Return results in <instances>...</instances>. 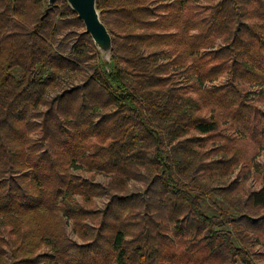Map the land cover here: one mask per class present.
<instances>
[{
	"label": "trees",
	"instance_id": "16d2710c",
	"mask_svg": "<svg viewBox=\"0 0 264 264\" xmlns=\"http://www.w3.org/2000/svg\"><path fill=\"white\" fill-rule=\"evenodd\" d=\"M98 7L110 61L66 0H0V264H259L264 184L208 173L264 114V0Z\"/></svg>",
	"mask_w": 264,
	"mask_h": 264
},
{
	"label": "rangeland",
	"instance_id": "374dc122",
	"mask_svg": "<svg viewBox=\"0 0 264 264\" xmlns=\"http://www.w3.org/2000/svg\"><path fill=\"white\" fill-rule=\"evenodd\" d=\"M219 83V81L216 82V84ZM253 90L258 93L260 90L263 89L255 88ZM257 97L258 95L256 96V98ZM254 103L258 104V106L261 107L260 110H262V112L264 113V95L262 97H259V99H256ZM214 112L211 110V107H209L203 111V115L207 117L215 115L222 122L221 129L223 130V134L226 136L227 134L232 133L231 130H227V133L224 131L223 122L226 119V117L223 116L224 112L220 110H217L216 113ZM251 113L249 116L256 117L257 123H255L254 121L250 122L249 129H246V135L244 136V139L241 140L243 141V149L238 146L241 148V153H244L245 155L246 163L244 166L246 167L240 165L238 168L235 169V171H232L226 170V168H224L223 166L216 165V169H213L208 174L212 173V175L216 178H219L216 174L221 175L220 178H222V184L220 185L228 186L237 181L240 182L246 180L248 188L251 187L258 189L264 184L259 177L256 178V176H254L257 170H264V114L255 115L253 114V112ZM222 141L223 139L221 137H214L211 140L209 139L206 142L207 145L203 148V151L212 150L215 143H219ZM222 171L224 173H222ZM98 179L104 180V177L100 176ZM97 204L100 208H102L104 204H106V201L104 198H101L97 200ZM67 230L72 237H76L72 223H69L67 225ZM259 264H264V258Z\"/></svg>",
	"mask_w": 264,
	"mask_h": 264
},
{
	"label": "water",
	"instance_id": "95a60500",
	"mask_svg": "<svg viewBox=\"0 0 264 264\" xmlns=\"http://www.w3.org/2000/svg\"><path fill=\"white\" fill-rule=\"evenodd\" d=\"M58 0H49L50 7ZM74 12L85 25V32L93 38L96 48L102 58L110 61L113 54V36L102 20L101 11L98 7V0H66ZM49 10H47V14Z\"/></svg>",
	"mask_w": 264,
	"mask_h": 264
}]
</instances>
